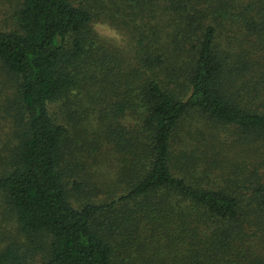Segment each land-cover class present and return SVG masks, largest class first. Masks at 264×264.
I'll list each match as a JSON object with an SVG mask.
<instances>
[{
  "label": "trees",
  "instance_id": "obj_1",
  "mask_svg": "<svg viewBox=\"0 0 264 264\" xmlns=\"http://www.w3.org/2000/svg\"><path fill=\"white\" fill-rule=\"evenodd\" d=\"M243 1L106 0L119 45L90 2L15 0L0 264H264V0ZM91 124L118 152L103 183Z\"/></svg>",
  "mask_w": 264,
  "mask_h": 264
},
{
  "label": "rangeland",
  "instance_id": "obj_2",
  "mask_svg": "<svg viewBox=\"0 0 264 264\" xmlns=\"http://www.w3.org/2000/svg\"><path fill=\"white\" fill-rule=\"evenodd\" d=\"M102 1V3H101ZM106 0H98L97 4H95L92 0H77V2H82L84 4H87L90 2V8L93 10V12H98V15H96L95 21H94V27L98 31V34L101 38H104L108 42L117 43L119 45H123L126 43L124 40L123 35L119 33L116 29H114L110 24L105 21V16L102 15L105 9V3ZM236 3H239V1L243 0H233ZM242 3H245L243 1ZM92 4V5H91ZM15 10V0H0V25L2 27H11L12 25V13ZM0 79H2L0 77ZM1 82V80H0ZM9 92V89H8ZM1 94V93H0ZM91 128L94 129V131H100L101 130V136L98 134H89V139L91 141H100L107 144L109 147H103L101 155L98 156V161H95V163L91 161H85L84 163H87V169L90 173H92L95 176L96 182H105V180H110L115 173L117 172V169L119 167L118 164V152L115 150L112 146L114 145L112 141H109L107 136H103V132L110 130L111 125L110 124H91ZM5 130L3 129V126L0 124V150L4 146V141L6 140L5 137ZM112 136V135H111ZM101 139V140H100ZM93 160V159H91ZM90 163V165H89ZM101 197H108V195H101ZM16 225L14 221L12 222L10 219L9 214L7 211H5V208L2 206V203L0 201V246H2L5 242H7L9 239H12L11 237H15L16 235Z\"/></svg>",
  "mask_w": 264,
  "mask_h": 264
}]
</instances>
